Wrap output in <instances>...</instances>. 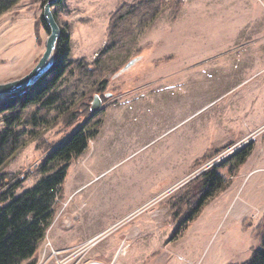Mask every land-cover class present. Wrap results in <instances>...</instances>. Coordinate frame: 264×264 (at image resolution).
<instances>
[{"label": "rangeland", "instance_id": "rangeland-1", "mask_svg": "<svg viewBox=\"0 0 264 264\" xmlns=\"http://www.w3.org/2000/svg\"><path fill=\"white\" fill-rule=\"evenodd\" d=\"M46 1L20 0L0 16V84L41 57L49 32L35 23ZM132 1L66 0L51 9L71 60L109 71L140 59L119 77L106 75L102 107L119 97L117 107L71 163L53 225L23 264H243L260 248L264 218V0H172L104 54L110 16ZM81 116L69 127L38 128L0 172L19 180L36 170ZM213 166L223 188L202 201L204 180L195 178ZM58 241L73 248L52 249Z\"/></svg>", "mask_w": 264, "mask_h": 264}, {"label": "trees", "instance_id": "trees-1", "mask_svg": "<svg viewBox=\"0 0 264 264\" xmlns=\"http://www.w3.org/2000/svg\"><path fill=\"white\" fill-rule=\"evenodd\" d=\"M19 1L0 0V16ZM63 1L66 0L59 2ZM171 6L172 0H133L131 4H121L108 20V41L103 53L106 54L115 47L122 48L125 38L135 29L134 23H137V28L141 31L155 19L158 12ZM38 24L49 32L42 16L35 23L37 26ZM37 26L34 36L39 45ZM107 60L106 65L110 62ZM105 68L102 64L94 67L83 60H71L68 36L60 31L53 63L47 73L22 94L0 99V116L3 119L0 131V169L25 146L27 136L33 139L38 135V128L55 127L60 123L69 127L78 118H82L81 115L85 121L59 142L37 165L36 170L30 169L19 180H15L12 174L0 172V264H23L33 259L42 245L58 212L56 203L61 202L62 187L71 163L86 152L89 143L98 135L102 120L98 119L97 113L91 115L90 102L94 95H98L103 103L106 101L103 92L108 80L105 77L107 74H114L120 67L109 71ZM75 74L76 80L59 90L63 82L72 81ZM82 90H87L88 93ZM219 153L220 151L206 153L195 161L193 167L203 165ZM248 156L249 153H244L240 162L243 163ZM200 177H203L204 187L198 188L196 192L203 194L202 201L213 197L223 188V177L217 172V166L201 173L195 180ZM32 178H36L34 185L23 189V183ZM190 184L192 181L187 185ZM19 190L20 194L16 195ZM170 210L174 213L172 207ZM172 217H175V213ZM189 219L191 217L187 220ZM259 235L260 248L243 264H264V218L260 223Z\"/></svg>", "mask_w": 264, "mask_h": 264}, {"label": "water", "instance_id": "water-1", "mask_svg": "<svg viewBox=\"0 0 264 264\" xmlns=\"http://www.w3.org/2000/svg\"><path fill=\"white\" fill-rule=\"evenodd\" d=\"M60 0H47L42 8V19L49 30V34L44 43V51L39 58L34 68L25 76L18 80L0 84V99L11 97L14 95L22 94L35 85L49 70L53 63L54 50L57 39L60 34L59 27L52 14V7L55 6ZM139 57L133 58L127 62L120 70H118L112 78L119 77L131 67H133L139 60ZM106 97V96H105ZM102 108V101L98 95H94L90 103L89 111L94 115ZM36 169V168H35ZM34 170V169H33Z\"/></svg>", "mask_w": 264, "mask_h": 264}, {"label": "crops", "instance_id": "crops-1", "mask_svg": "<svg viewBox=\"0 0 264 264\" xmlns=\"http://www.w3.org/2000/svg\"><path fill=\"white\" fill-rule=\"evenodd\" d=\"M123 97H124V96H123ZM119 100H120V98H119V97H116V98H114L113 100L108 101V102H107L106 104H104V106L102 107V112L98 113V116L101 118L102 122H101V125H100V129H99L98 135H97V137H96L94 140H97V139L101 136L102 131H103V127H104V125H105V123L107 122V119H108V117H109V112H111V111H113V110L116 109V107H117V103H118ZM251 105H252V104H251ZM94 140H93V141H94ZM93 141H92V142H93ZM222 145H223V144H222ZM222 145L219 146V147H216V150L220 149V148L222 147ZM204 148H205V147H204ZM205 151H206V150H205ZM202 155H203V154H202ZM202 155H201L199 158L195 159V161L198 160V159H200V158L202 157ZM54 223H55V222H54ZM52 225H53V223H52ZM52 225H51V226H52ZM51 226H50V227H51ZM61 243H62L61 241H58L57 246H56L55 248L52 247V249H55V250H57V251H63V250L69 249V248H73V247H70V246H63ZM118 247H119V246L116 247V249H115L114 252H116V250H117ZM96 262H97V263H100V262H98V261H96ZM100 264H103V263H100Z\"/></svg>", "mask_w": 264, "mask_h": 264}, {"label": "built area", "instance_id": "built-area-1", "mask_svg": "<svg viewBox=\"0 0 264 264\" xmlns=\"http://www.w3.org/2000/svg\"><path fill=\"white\" fill-rule=\"evenodd\" d=\"M52 254H55L54 252L52 253ZM95 262H93V263H89V264H94Z\"/></svg>", "mask_w": 264, "mask_h": 264}, {"label": "bare ground", "instance_id": "bare-ground-1", "mask_svg": "<svg viewBox=\"0 0 264 264\" xmlns=\"http://www.w3.org/2000/svg\"><path fill=\"white\" fill-rule=\"evenodd\" d=\"M95 264V263H94Z\"/></svg>", "mask_w": 264, "mask_h": 264}]
</instances>
